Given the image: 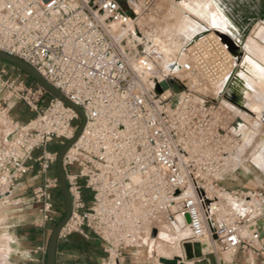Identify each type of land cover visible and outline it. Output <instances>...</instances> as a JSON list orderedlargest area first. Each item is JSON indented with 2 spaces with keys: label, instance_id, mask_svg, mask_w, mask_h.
Listing matches in <instances>:
<instances>
[{
  "label": "built area",
  "instance_id": "obj_1",
  "mask_svg": "<svg viewBox=\"0 0 264 264\" xmlns=\"http://www.w3.org/2000/svg\"><path fill=\"white\" fill-rule=\"evenodd\" d=\"M156 1L0 0V50L36 68L86 116L82 134L64 156L73 212L61 237L88 228L105 244L104 264H117L124 250L151 246L162 227L182 224L190 232L178 239L183 261L185 243L200 242L204 255L203 239L211 238L216 248L246 252V264H255V255L264 264L256 224L264 189L222 185L238 169L225 167L240 140L229 113L217 104L225 94L212 91L237 70L236 59L222 38L208 33L173 60L179 69H164L158 54L145 48L140 22ZM168 82L184 89L175 106ZM2 90L7 94L0 97V207L22 203L12 193L36 165L41 182L32 189L31 203L42 226L56 215L53 190L60 188L57 173H49L57 151L47 146L71 139L81 117L54 97L40 108L47 92L28 86L20 75L11 78L0 61ZM19 100L37 112L34 118L14 119L11 109ZM208 188L231 193L245 206L244 214L232 206L220 218ZM199 189L212 201L210 212Z\"/></svg>",
  "mask_w": 264,
  "mask_h": 264
},
{
  "label": "bare ground",
  "instance_id": "obj_2",
  "mask_svg": "<svg viewBox=\"0 0 264 264\" xmlns=\"http://www.w3.org/2000/svg\"><path fill=\"white\" fill-rule=\"evenodd\" d=\"M156 7V11H160V15H153L154 20L153 16L152 18L145 17L146 20L150 22L143 21L142 24L147 25V22L150 23V29L147 26L149 30H146V33L148 35L146 36L149 40L152 41L153 46L158 50V52L163 54L165 62H163L161 66L166 70L169 62L173 61L175 58L177 59L183 56L182 48L189 42V37H191L190 39H192L197 34L209 31L210 34H216L220 39L221 36L219 32L226 33L232 38L236 39L235 33L230 28L229 19L225 15L222 8L218 5V3L215 2V0H162L161 2H158V6ZM172 18L175 19L174 23H171ZM207 19L210 20L211 24H207ZM151 22L154 24V27L151 25ZM129 26V29H131L132 25L129 24ZM243 55V59L238 64L236 62L238 71L236 72V77L230 88L231 92L233 89L237 92H240L242 96L241 105H236L233 102L229 101L227 98H225L224 100L232 105V107L234 106L235 108H237L238 112L248 115H254L255 111H253L252 109L255 110L257 105L256 103L255 105H253L252 103L248 102L246 96H244V93L245 89L250 84L259 86V88L261 89L260 93L264 91V30L257 32L255 36L252 35L248 37L243 47ZM222 90L223 85L221 84L212 92L214 94L219 92L221 93ZM260 93L257 94V98H259ZM221 104L229 112L232 111L231 108L223 104L222 101ZM249 107H251L252 109H250ZM258 124L259 122H256V128L260 127V125ZM239 125L232 127V132L235 135H241V141L233 159L227 163L225 167L226 171L236 168V166L238 165L237 162L243 161L238 158L239 152L242 149V139L244 136L238 129ZM244 127L248 128L245 124ZM248 138L249 132L246 131L244 136L245 145L248 142ZM241 158L243 159V157ZM254 161L264 172V143L263 145H261L260 153L255 155ZM207 192L211 200H216L215 208H217V214L220 218L226 217V215L230 213L232 206H235L236 208H238V210L244 212L243 210L245 206H243V204L240 203V201H238L228 191L225 192L224 190L219 188H208ZM218 196L223 197L222 201L218 202V200L220 199ZM248 203L250 204V202ZM189 234V229L187 227H184V225L182 224L175 226L166 225L162 227V229H160L159 237L157 238L158 240H155L154 244H151V247L153 245L155 246L160 257L163 256L166 258H171L173 256H181V254H183V250L179 244L178 239H180L181 236H184V238H186ZM205 239L213 248H216V244L213 239ZM204 251H206V249H204ZM185 263L194 264L193 261L190 260H186ZM156 264L165 263L158 260Z\"/></svg>",
  "mask_w": 264,
  "mask_h": 264
},
{
  "label": "crops",
  "instance_id": "obj_3",
  "mask_svg": "<svg viewBox=\"0 0 264 264\" xmlns=\"http://www.w3.org/2000/svg\"><path fill=\"white\" fill-rule=\"evenodd\" d=\"M212 98H215L214 95ZM217 104L229 113V119L233 127L240 124L238 129L245 136V131L243 130L245 127L241 122L244 121L243 118L235 116L232 112L225 109L221 101ZM237 136L241 141V135ZM253 146L252 144L248 149L247 156H250L254 151ZM247 161L251 162L249 159ZM252 165L254 164L252 163ZM36 170L37 168L32 170L30 174L34 171L36 172ZM51 171L55 172L56 170L52 168ZM247 171L248 173L251 172L248 169ZM29 175L26 174L24 176L12 193V197L19 198L22 203L5 204L0 207V264H46L48 244L57 216L42 226L36 224L38 212L31 203L32 190L28 188L31 186L30 181L35 176L31 178ZM261 175L264 177L263 173ZM236 181L235 179V183L229 182V184L235 186L242 184ZM254 186L256 187L254 189H264V179L259 180L250 177L245 184L243 183V187L251 188ZM86 195H88L87 191ZM256 224L261 229L264 242V208ZM8 237H10V240L7 242ZM208 244L209 242L205 241L204 249L206 251H204L205 253L200 259L193 260L194 264H223V261H225L224 264H231L234 261L220 259L213 250L209 251L210 248H213ZM104 247V242L88 228L84 229L83 233L79 231L72 232L59 239L56 264H104L108 255ZM152 251L153 247L145 242L135 247H130L124 250V258L117 261V264H156L160 256L155 251ZM261 260V255L253 257L255 264H261ZM105 264H115V262L111 260Z\"/></svg>",
  "mask_w": 264,
  "mask_h": 264
},
{
  "label": "rangeland",
  "instance_id": "obj_4",
  "mask_svg": "<svg viewBox=\"0 0 264 264\" xmlns=\"http://www.w3.org/2000/svg\"><path fill=\"white\" fill-rule=\"evenodd\" d=\"M159 1L161 2L162 0L156 1V4L154 5V9L146 17L152 18L153 15L154 16L160 15V11L159 12L156 11L157 10L156 6H158ZM215 2H217L218 5L223 9V11L227 15V17L230 19V21H233L238 25L237 27H239V26L241 27V24H238V20L240 19V17L242 15H246L247 17L252 16V18H254L253 22L249 26L247 33H246V35L248 37L252 36V35L255 36L257 34V32L264 30V0H215ZM154 16H153V20H154ZM142 18H144V19H142ZM142 18L140 19L141 23H143V21H148V20H146L145 17H142ZM148 22H150V21H148ZM148 22H147V25H142L143 28L141 27L142 30L144 31V33H146V30L150 29V23H148ZM174 22H175V19L172 18L171 23H174ZM207 24L208 25L211 24L209 19H207ZM151 25L154 27V24L152 22H151ZM147 26L149 27V29ZM207 33H209V31H207ZM146 35H147V33H146ZM248 37L246 38V40L248 39ZM190 38L191 37L188 38V41L190 40ZM246 40L243 42V47H244ZM145 48L147 50H151V51L156 52L159 56V60H160L161 64H163V62H165V58L163 57V54L158 52V50L153 46V43L151 40L148 39L147 41H145ZM183 48H184V46H183ZM243 56H242L241 60L243 59ZM5 63H6L7 69H8V76H10L11 78H16L20 75V79H24L26 81V83L29 81V79L33 80L32 78L28 77L25 74V72L22 71L23 72L22 73L21 71H17L16 67H14L12 64L7 63V62H5ZM27 85L31 86L28 83H27ZM167 85L171 86L173 91L175 92V96L173 97V99L170 102L172 106H175L180 101V99H181L180 97H181V94L184 91V89H183V87L181 88L179 86V84L176 82H174L172 84L170 82H168ZM260 91H261V89L259 88V86L254 85V84L248 85V87L245 89L244 96H246L247 101L252 103L253 105H255V103L257 105L255 110L252 109L251 107H249L250 109L255 111L254 115L253 114L248 115L245 113H240V112H238L237 108H235L234 106L232 107V105H230L228 102H226V100H224L225 98H223L221 100L223 104H225L229 108H231V110H232L231 112L233 113V115L240 116L243 118L244 121H241L242 125L244 126V124H245L248 127V128L245 127L243 130L245 132L246 131L249 132L248 142L245 145L244 138L242 139V149L240 150L239 155H238V158L243 160V161L237 162L238 163V165H237L238 169L233 171L230 174H227V177L222 184L225 187V189H227V190L254 189V188H256L255 186L251 187V188L243 187V183L245 184V182H247L250 177L251 178L253 177L254 179L257 178L259 180L264 179L263 175H261V173L264 174V172L261 170L259 165L254 161L255 155L260 153L261 145H263V143H264V91H262L261 93H260ZM232 93L235 96L236 100L241 103V99H242L241 97L242 96H241L240 92H237L236 90L233 89ZM258 93H260L259 98H257ZM5 94H7V91L2 90L0 92V97L4 96ZM215 94L217 96H219L220 92L215 93ZM50 96L51 95L48 93L45 95V97L43 98V101L40 103V106H39L40 108H44L48 105L49 100H50ZM13 101H15V98L12 99V102ZM17 103H23V104H26L27 106H29L27 104V102H25L24 100H19ZM30 109L33 110L31 107H30ZM256 122H259V124H258V125H260L259 128H256V126H255ZM252 144L254 145L253 146L254 151L252 152V154L250 156H247L248 149L250 148V146ZM49 148L55 149V148H57V145L52 143L49 145ZM39 152L40 151L36 152V154ZM241 157H243V159ZM247 159L251 160V162L254 165H252V163L250 161H247ZM36 168H38V167L35 165V169ZM247 169L250 170L252 173L250 171H249L250 173H248ZM30 172L27 174L29 175ZM35 173H36L35 171L32 172L29 175V177H31V178L34 177ZM49 173L51 175L56 174V171L52 172L50 170ZM235 179L237 180L236 182H241L242 184H239L237 186L230 185L229 182L235 183L234 182ZM40 182H41V178H33L30 181L31 186L28 187L29 190H32L33 187L35 185L39 184ZM218 192H221V191H218ZM87 193H88V196L86 199L90 200L92 198V195L89 192H87ZM53 195H54V203H55V207H56V211H57L55 216H57V220H59V219L63 218L64 212H65V206L63 205V201H62L63 196L61 197V189L58 188V189L53 190ZM219 198L220 199L218 200V202L222 201L223 197H219ZM225 205H226V203H225ZM54 226H55V224H54ZM182 237H184V236H181V238ZM9 240H10V237H8L6 241L8 242ZM203 240H206V239H203ZM153 244H154V242H153ZM152 247H153V251H155L158 254V251L155 248V246L153 245ZM211 250H213V252L215 254H217V256L222 260H226V261L234 260V261L239 262L240 264H246V258L248 256L246 252H242V251L240 252L239 251L238 253L233 254L229 251H225V250L221 249L220 247L219 248H213V249L210 248L209 251H211ZM190 261H193V260H190Z\"/></svg>",
  "mask_w": 264,
  "mask_h": 264
},
{
  "label": "water",
  "instance_id": "obj_5",
  "mask_svg": "<svg viewBox=\"0 0 264 264\" xmlns=\"http://www.w3.org/2000/svg\"><path fill=\"white\" fill-rule=\"evenodd\" d=\"M207 32H203L201 34H197L194 36L192 39L189 40L187 45L184 46L183 48V54L186 50V48L191 45L193 42L196 40L200 39L204 35H206ZM223 42L227 45L228 49L230 52L233 54V56L236 59L237 64L241 61L243 52L238 47L235 42L233 41L232 37H230L228 34L219 32ZM0 61L2 62H7L12 64L14 67L17 69L25 72V74L32 78L33 81L42 87L48 94H50L54 98H58L61 101H63L65 104L71 106L81 117V122L79 124V127L75 133V135L67 140L61 148L57 151V156H56V161H55V170L57 173V176L59 178L60 182V189L61 193L63 196L64 200V206H65V212L63 218L54 226L49 244H48V249H47V259H46V264H56V257H57V249H58V242L59 239L61 238V231L63 227L68 223L70 217L72 216L73 212V198L69 190L68 186V179H67V173L65 170L64 166V156L70 146L80 137L82 134L84 127L86 125V116L81 109L80 106H78L76 103L68 99L65 95H63L60 90H58L55 86H53L36 68L25 62L24 60L13 56L11 54H8L7 52L0 50ZM180 64L177 61H171L167 65V69H179ZM237 70L230 76L228 77L224 82H223V90L220 93V95L225 94V98H227L229 101L233 102L236 105H241L239 101L236 100L235 96L233 93L230 91V88L232 86V83L236 77V72ZM199 194L201 198L203 199L204 206L208 208V211L210 212L212 208H215L216 205L214 203V206L211 208L210 205L212 204V201L207 197V195L204 193L202 189H199ZM209 215V213L207 212ZM241 214H244V212H241ZM209 223L211 226V229L214 230L213 224H212V219L209 218ZM215 237V236H214ZM185 252H186V259L187 260H194L201 258L203 256V250L200 242H194L190 243L187 242L184 244ZM160 262H163L165 264H186L185 261H183L182 256H173L171 258H166V257H160L159 258Z\"/></svg>",
  "mask_w": 264,
  "mask_h": 264
},
{
  "label": "trees",
  "instance_id": "obj_6",
  "mask_svg": "<svg viewBox=\"0 0 264 264\" xmlns=\"http://www.w3.org/2000/svg\"><path fill=\"white\" fill-rule=\"evenodd\" d=\"M17 71H21V70L17 69ZM27 83L29 85H31V86H36V83L33 80H31V79H29V81ZM51 98L52 97L50 96V99ZM36 114H37V112L35 110H31L29 106H27L26 104H23V103H17L11 109V115L14 117V119H16L18 121H22V122H26V121L30 120L31 118H34L36 116ZM52 143L56 144L57 145V148H55V149L49 148V145L52 144ZM61 146H62L61 143H59V142H57V141L54 140V141H52L51 143L48 144L47 150H49V151H58L61 148ZM61 197H62V193H61ZM62 201H63V205H64L63 197H62ZM61 219L57 220L56 223H55V225Z\"/></svg>",
  "mask_w": 264,
  "mask_h": 264
},
{
  "label": "flooded vegetation",
  "instance_id": "obj_7",
  "mask_svg": "<svg viewBox=\"0 0 264 264\" xmlns=\"http://www.w3.org/2000/svg\"><path fill=\"white\" fill-rule=\"evenodd\" d=\"M223 10V9H222ZM225 13V12H224ZM226 15V14H225ZM227 16V15H226ZM228 18V17H227ZM229 19V18H228ZM254 18H252V16L247 17L246 15H242L240 17V19L238 20V24H241V27H237L238 25L233 22L230 21V28L232 29V31L235 33L236 35V39L232 38L233 41L235 42V44L240 47V49L243 52V42L246 40V38L248 37L246 35L247 30L249 28V26L251 25V23L253 22ZM238 31V32H237ZM242 34V35H241ZM231 37V36H230ZM245 38V39H244ZM238 68V67H237Z\"/></svg>",
  "mask_w": 264,
  "mask_h": 264
}]
</instances>
